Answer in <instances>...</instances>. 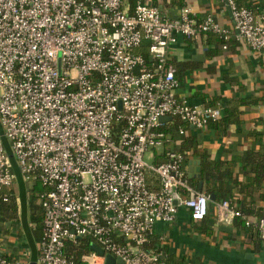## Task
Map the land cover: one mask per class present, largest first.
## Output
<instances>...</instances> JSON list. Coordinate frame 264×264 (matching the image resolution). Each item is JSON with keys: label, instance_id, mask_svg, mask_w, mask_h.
Here are the masks:
<instances>
[{"label": "built area", "instance_id": "1", "mask_svg": "<svg viewBox=\"0 0 264 264\" xmlns=\"http://www.w3.org/2000/svg\"><path fill=\"white\" fill-rule=\"evenodd\" d=\"M226 1L233 29L188 8L170 19L144 0H0V199L16 179L9 150L23 180L42 188L35 264H77L66 242L83 237L124 264H161L150 245L156 223L174 221L179 206L193 221L206 217L209 196L190 184L188 154L176 148L187 131L170 127L204 128L222 111L177 95L168 49L178 34L208 32L223 48L235 39L263 49L264 12ZM234 218L264 239V216L215 204L217 224ZM79 260L104 258L91 251ZM0 264L29 263L0 256Z\"/></svg>", "mask_w": 264, "mask_h": 264}, {"label": "crops", "instance_id": "2", "mask_svg": "<svg viewBox=\"0 0 264 264\" xmlns=\"http://www.w3.org/2000/svg\"><path fill=\"white\" fill-rule=\"evenodd\" d=\"M144 1L156 6L170 19L177 18L184 8H188L197 21L211 15L220 26L233 29L231 9L226 0ZM236 1L252 7L256 13L264 12V0ZM129 6H132L130 0ZM212 47L206 34H198L192 40L178 34L168 49V57L177 69L180 81L177 95L198 105L215 100L224 119L219 125L204 128L186 125V135L193 137L196 145L185 150L188 156L183 168L190 176L191 167H199V178H192L197 181L195 188L199 189L201 181L199 190L209 196L208 213L203 220L193 221L188 208L179 206L174 221L156 223L152 238L163 250L162 255L166 252L171 257L170 264H264V239L260 233L256 234V225L246 226L239 218L228 224L216 223V196L211 194V199L204 180L200 179L199 158V153H206L212 162L231 172L226 180L216 181L218 187L227 191L226 200L251 211L243 210L252 217L264 213V172L261 186L252 184L255 174L260 175L264 168V48L254 51L244 42L231 39L226 48L218 44V52L212 56L209 52ZM179 139L182 143V137ZM193 149L198 154L194 155ZM249 152L258 157L252 162V166L257 167L255 171H248L251 168L246 162ZM31 184L16 171L10 189L17 200L16 217L0 218V256L22 257L28 263L37 261L42 234L31 220L32 205L41 216L38 200L30 192Z\"/></svg>", "mask_w": 264, "mask_h": 264}, {"label": "trees", "instance_id": "3", "mask_svg": "<svg viewBox=\"0 0 264 264\" xmlns=\"http://www.w3.org/2000/svg\"><path fill=\"white\" fill-rule=\"evenodd\" d=\"M131 1V5L133 6L136 2V0H130ZM234 3L236 4V6H243V4H240L239 2H237L236 0H233ZM248 8H251L250 6H246ZM202 34H206L207 36V40L208 43H212L213 47L209 50L210 54L213 56L218 52L217 49V45L218 44H224V40L222 37H220L218 34L213 33V32H208V33H202ZM212 39V40H211ZM209 40H211L209 42ZM141 52L147 56V50L145 48L141 49ZM181 69V68H180ZM175 77L176 79L179 80V76L177 73V69H175ZM215 100H212L210 102L208 101H204V106H215ZM224 119L222 117L219 118V120L215 123H213L212 125H219L221 122H223ZM186 125L184 122H181L179 120H174L173 121V125L170 127V129H174L177 126H182L186 129ZM183 141L181 143V146L178 148L179 151H185V150H189V148H195L196 142L195 139L193 137H190L188 135H183L181 136ZM198 151L193 149L192 153L198 154ZM199 158H200V165H201V176L200 179L204 180V185L206 188V191L211 195V194H215V200L216 202L222 201V200H226L225 196H226V190H224L221 186L218 187V185L216 184V181H223L226 180L228 177L231 176V172L229 171V169H227V167H222V165H218L214 162H212L208 155L206 153H199ZM254 158H258L257 155L254 152H249L247 157H246V162L247 164L250 165V169H248V171H252L251 169H253L255 171V168L257 167H253L252 162H255L256 160H254ZM264 172V168L261 169L260 171V175L259 173L255 174V177L253 179V185H255L256 187L261 186V181L263 179L262 174ZM190 184L192 186H196L197 187V181L195 179H193L192 177L188 178ZM221 183V182H220ZM41 186L39 183H32L31 187H30V192H32V197L37 199V193L40 192L41 190ZM264 190V187H263ZM8 200L7 201H2L0 199V218L4 217L6 219H15L16 214H17V200H16V196L14 195L12 190H8ZM230 205L235 207L236 209L240 210L241 212L244 213L243 210H245L246 212H251V211H247L246 209H244L243 206H237L236 203L233 204L232 200H228ZM35 206L32 205V214H31V220L38 226L37 228L42 230V218L40 215H38L37 209L35 211ZM260 217L264 216V213L258 214ZM203 220V219H202ZM1 222V219H0ZM243 224L244 221H242ZM254 227V226H252ZM256 230V234L259 235L260 230L258 227H254ZM92 243V240L90 238H86L83 237L81 239H76L74 241H67L66 242V253L68 255H73L76 263L79 264L80 260L79 257L82 254H86L90 252V244ZM150 245L157 251V252H161L163 250L159 249L158 246L155 245L153 238L151 239V243ZM170 259L171 257L168 256V254L166 252H164V257L161 259V264H170Z\"/></svg>", "mask_w": 264, "mask_h": 264}, {"label": "water", "instance_id": "4", "mask_svg": "<svg viewBox=\"0 0 264 264\" xmlns=\"http://www.w3.org/2000/svg\"><path fill=\"white\" fill-rule=\"evenodd\" d=\"M170 118L171 117L166 116V117H162L161 120L170 119ZM0 133L1 134L3 133L1 125H0ZM3 140L5 141V139H3ZM4 144L6 145L5 142H4ZM7 150H8V148H7ZM8 153L10 155V158H11V161H12V164L14 167L15 163L12 159V156H11L9 150H8ZM16 171H17V175H20V172H19L17 167H15V173H16ZM189 171L191 173L190 174L191 177L199 178V174H198L199 167H196L195 169L193 167H191V169ZM201 188H202V182L199 181V189H201ZM210 197H211V199H213V195H211ZM90 251L95 252L99 256H102L104 258V264H124V262L120 258L114 257L113 255H111L109 253H105V251L95 243L90 244ZM29 264H35V262L31 261Z\"/></svg>", "mask_w": 264, "mask_h": 264}, {"label": "rangeland", "instance_id": "5", "mask_svg": "<svg viewBox=\"0 0 264 264\" xmlns=\"http://www.w3.org/2000/svg\"><path fill=\"white\" fill-rule=\"evenodd\" d=\"M5 146H6V148H8V145L7 144ZM144 159L147 160V161H149V162L151 161V159L148 158V155L147 154L145 155Z\"/></svg>", "mask_w": 264, "mask_h": 264}]
</instances>
